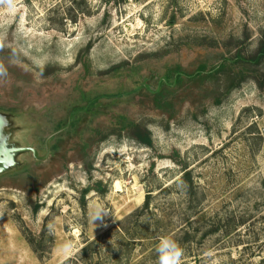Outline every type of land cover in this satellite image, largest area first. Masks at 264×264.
<instances>
[{
  "label": "rangeland",
  "instance_id": "obj_1",
  "mask_svg": "<svg viewBox=\"0 0 264 264\" xmlns=\"http://www.w3.org/2000/svg\"><path fill=\"white\" fill-rule=\"evenodd\" d=\"M0 69V264H264V0H0Z\"/></svg>",
  "mask_w": 264,
  "mask_h": 264
},
{
  "label": "clouds",
  "instance_id": "obj_2",
  "mask_svg": "<svg viewBox=\"0 0 264 264\" xmlns=\"http://www.w3.org/2000/svg\"><path fill=\"white\" fill-rule=\"evenodd\" d=\"M3 69H0V73ZM101 216L99 208L93 213V219L96 220ZM157 254V264H181L183 250L172 239L163 237L159 240L155 249Z\"/></svg>",
  "mask_w": 264,
  "mask_h": 264
},
{
  "label": "water",
  "instance_id": "obj_3",
  "mask_svg": "<svg viewBox=\"0 0 264 264\" xmlns=\"http://www.w3.org/2000/svg\"><path fill=\"white\" fill-rule=\"evenodd\" d=\"M0 120H2L0 118ZM1 124V123H0ZM21 151L20 149H7V150H4V152L1 154L0 156V172L1 170H3L4 166L7 165V164H11V158L9 156V154H14V153H17Z\"/></svg>",
  "mask_w": 264,
  "mask_h": 264
},
{
  "label": "trees",
  "instance_id": "obj_4",
  "mask_svg": "<svg viewBox=\"0 0 264 264\" xmlns=\"http://www.w3.org/2000/svg\"><path fill=\"white\" fill-rule=\"evenodd\" d=\"M144 209H146V203H145V207L141 210H144ZM137 214H139V212H137ZM84 252L86 253V248H83L82 253L84 254Z\"/></svg>",
  "mask_w": 264,
  "mask_h": 264
},
{
  "label": "built area",
  "instance_id": "obj_5",
  "mask_svg": "<svg viewBox=\"0 0 264 264\" xmlns=\"http://www.w3.org/2000/svg\"><path fill=\"white\" fill-rule=\"evenodd\" d=\"M263 133H264V131H263Z\"/></svg>",
  "mask_w": 264,
  "mask_h": 264
}]
</instances>
